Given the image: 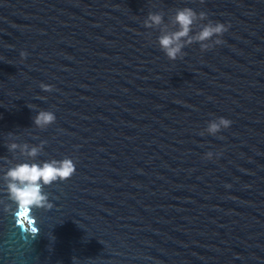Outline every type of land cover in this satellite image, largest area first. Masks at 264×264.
<instances>
[{
  "label": "water",
  "instance_id": "1",
  "mask_svg": "<svg viewBox=\"0 0 264 264\" xmlns=\"http://www.w3.org/2000/svg\"><path fill=\"white\" fill-rule=\"evenodd\" d=\"M184 7L229 27L171 61L143 22ZM65 158L26 220L0 179V264H264V0H0V177Z\"/></svg>",
  "mask_w": 264,
  "mask_h": 264
},
{
  "label": "clouds",
  "instance_id": "2",
  "mask_svg": "<svg viewBox=\"0 0 264 264\" xmlns=\"http://www.w3.org/2000/svg\"><path fill=\"white\" fill-rule=\"evenodd\" d=\"M206 19L204 12L197 13L191 8L184 7L176 9L169 17L168 23L164 22V13H149L143 26L146 29H159L158 45L169 60L175 61L183 57V48L194 43L200 45L202 52L223 43L220 37L228 31L229 25L214 23L210 20L207 23H201ZM194 29L198 30L192 34ZM26 55L25 52H20L21 60ZM40 88L44 92L53 90L51 86L44 84H41ZM55 119L52 112L41 110L33 118V124L37 128L44 129L53 124ZM231 123L228 119L217 118L210 121L205 131L199 134L203 136L206 132L209 135H215L222 129H227ZM43 146V141L36 146L12 142L7 145V149L13 153L18 150L20 156L33 160L41 153ZM212 155L208 152L205 159H211ZM74 172L75 164L71 159L65 158L59 161L53 159L41 163L15 164L9 167L0 179L5 182L8 200L17 206L19 214L27 215L33 208L51 209L52 204L43 190L44 187L56 181H65Z\"/></svg>",
  "mask_w": 264,
  "mask_h": 264
},
{
  "label": "snow or ice",
  "instance_id": "3",
  "mask_svg": "<svg viewBox=\"0 0 264 264\" xmlns=\"http://www.w3.org/2000/svg\"><path fill=\"white\" fill-rule=\"evenodd\" d=\"M18 215L20 216V217H22L23 219H28V214L27 215H24V214H19L18 213ZM21 223V226H22V221L20 222ZM29 223H31V221H29ZM32 231L33 232H36V228H32Z\"/></svg>",
  "mask_w": 264,
  "mask_h": 264
}]
</instances>
